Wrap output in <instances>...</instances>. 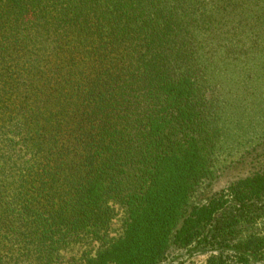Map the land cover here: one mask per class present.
Listing matches in <instances>:
<instances>
[{"label": "trees", "instance_id": "obj_1", "mask_svg": "<svg viewBox=\"0 0 264 264\" xmlns=\"http://www.w3.org/2000/svg\"><path fill=\"white\" fill-rule=\"evenodd\" d=\"M247 104H264V0H0V264H56L89 234L85 264L264 259L262 235L233 245L264 212V142L192 204Z\"/></svg>", "mask_w": 264, "mask_h": 264}, {"label": "rangeland", "instance_id": "obj_2", "mask_svg": "<svg viewBox=\"0 0 264 264\" xmlns=\"http://www.w3.org/2000/svg\"><path fill=\"white\" fill-rule=\"evenodd\" d=\"M247 106L249 107L246 112L247 117L243 120L252 121L251 126H245V132L237 131L235 143L230 145L228 149L222 150L220 153L217 152L214 177L199 186L192 198L193 205L207 203L249 170L252 156L255 154L253 149L264 142V132L259 130L260 126L258 127V124L264 121V104H247ZM261 146L264 147V143ZM114 209L115 214L108 230L109 236H117L120 233L125 212L119 205H114ZM240 231L237 239L233 240V245L238 242V239L244 238L246 235L264 236V212L243 219L240 222ZM99 245L98 239L89 234L79 242L62 250L56 264H85L86 258L94 256ZM183 251V249L174 247L170 252L169 259L173 256L182 255ZM215 255L218 253L213 248L198 249L194 260L198 264H205L210 262V259ZM230 258L234 260L232 256ZM262 264H264V259Z\"/></svg>", "mask_w": 264, "mask_h": 264}, {"label": "flooded vegetation", "instance_id": "obj_3", "mask_svg": "<svg viewBox=\"0 0 264 264\" xmlns=\"http://www.w3.org/2000/svg\"><path fill=\"white\" fill-rule=\"evenodd\" d=\"M184 253L180 256H173V258L168 259V261L164 264H198L194 259L195 255L197 254L196 249H193L192 251L184 250ZM227 256V255H226ZM232 256L234 260L230 258L228 264H242L243 262H240L238 257H234L233 255H229V257ZM235 261V262H234ZM262 260L259 259H252L250 260L249 264H262ZM240 262V263H239ZM205 264H211L209 261Z\"/></svg>", "mask_w": 264, "mask_h": 264}]
</instances>
